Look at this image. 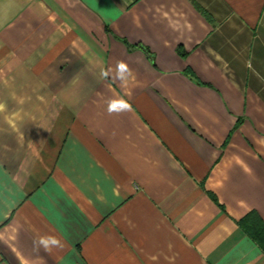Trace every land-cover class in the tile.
Instances as JSON below:
<instances>
[{"label":"crops","instance_id":"1","mask_svg":"<svg viewBox=\"0 0 264 264\" xmlns=\"http://www.w3.org/2000/svg\"><path fill=\"white\" fill-rule=\"evenodd\" d=\"M0 105V264H264V0H0Z\"/></svg>","mask_w":264,"mask_h":264},{"label":"clouds","instance_id":"2","mask_svg":"<svg viewBox=\"0 0 264 264\" xmlns=\"http://www.w3.org/2000/svg\"><path fill=\"white\" fill-rule=\"evenodd\" d=\"M131 69L129 68V66L123 62L120 61L117 63L116 65V78L119 79L122 83H126L127 79L129 76H131ZM103 75L107 76V73H103ZM3 106L0 105V108H2ZM131 105L129 104V102L123 98L120 99H112L108 102V106H107V111L109 112V114L112 113H120L123 111H126L128 109H130ZM41 243L47 247L49 245H53V246H62L61 242L59 239H57L56 237H47L41 240Z\"/></svg>","mask_w":264,"mask_h":264},{"label":"trees","instance_id":"3","mask_svg":"<svg viewBox=\"0 0 264 264\" xmlns=\"http://www.w3.org/2000/svg\"><path fill=\"white\" fill-rule=\"evenodd\" d=\"M198 8L205 13L202 8ZM241 226L264 251V221L261 217L257 213H252L241 221Z\"/></svg>","mask_w":264,"mask_h":264}]
</instances>
